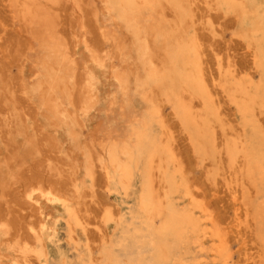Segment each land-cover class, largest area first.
Segmentation results:
<instances>
[{
    "label": "rangeland",
    "instance_id": "1",
    "mask_svg": "<svg viewBox=\"0 0 264 264\" xmlns=\"http://www.w3.org/2000/svg\"><path fill=\"white\" fill-rule=\"evenodd\" d=\"M17 1L21 2V5L18 6ZM17 1L12 3L11 0H0V131L4 128L3 126L8 127L4 129L5 132H12L9 128L16 130L15 125L11 123L13 119L19 123L22 135L25 137L18 136L16 138L15 142L19 141V143L17 142L19 144L18 148L17 143L15 144L12 140L13 137L15 138L14 135L6 133V135L8 134L7 138L11 139L12 137V141H9L7 138H3V136L6 137L5 132H1L2 137L0 133V143L6 139L4 142L8 143L9 141V144L11 142L10 147H13L12 144L16 146V149L12 148L14 150H12L13 154L12 152L8 153V155L12 154L9 157L13 158L8 163V160L5 159L7 155L5 151L8 152L11 149L6 148L7 146L3 148V144L7 145L4 142L0 144V161L2 164L6 162L3 165L0 163V176L3 178L5 173L6 178L3 181L8 179L3 188L4 194H2L3 192L0 194L2 195L0 223L5 225L4 232L0 233V256L2 258H0V264H6L7 262V264H10L16 259L21 264H25L27 262L26 258L19 249L36 246L33 237L35 232L40 234L45 251L49 252L48 254L54 255L59 250L65 254L66 264H83V261L88 262V264H103L100 253L103 244L115 242L121 233V227H124L125 221L131 223L128 218H125V221L123 220L124 223L121 221L123 217H126L127 210L130 207L134 208L137 203L136 195L138 197L137 192L135 193L132 190L128 191L129 195L123 194L120 198L110 192L107 179L98 161V157L103 154L100 147L103 139L125 141L128 136L127 133L131 134V127L138 125L143 119L142 116L149 109L145 98L139 94L142 91L136 85V78L141 72L134 63L137 56L135 53V39L127 30L126 25L117 19L116 14L106 12L102 0H67L66 5V0H64L59 3H64L65 8L63 5L61 7V4L56 5L58 9L53 8L56 9L54 10L56 11L58 25L56 31L66 41V48L67 45L69 48H67V53L70 55H68L69 59L71 57L75 72L77 71L75 75L76 85L73 91L74 99L70 100L71 103H69V99L63 100V105L67 108L64 107L63 109V106L61 108L63 112L65 111L69 115L70 120L68 122L72 121L69 126H74V130L79 132L78 137L75 136L76 140L73 139L74 142L78 141L80 143L77 145V142L76 146L68 136L69 126L61 128L60 125H57L58 129L54 130L49 119L50 129L47 127L48 125L45 126L47 124L45 117L49 113L46 114V110L39 111L37 104L33 103L20 88L23 86L24 80L28 83H31L32 80L35 81V71L32 63L35 62L34 66L36 65L34 59L37 60V54L40 51L37 41L31 34L32 31H30L32 26H26L21 18V9L27 5L37 6L39 0H29L30 2L26 4L24 2L27 0ZM211 1L214 0H187L188 5L190 4V10L193 9L191 12L192 23H190L188 32L192 37L196 34L197 37L195 38L200 42L198 47L200 46L199 50L201 52L199 55H202V59L199 57V61L202 60L200 62L203 65L201 63L199 65L203 77L207 76L209 79L206 84H210V81H212L209 89L213 97V106L209 105V107L214 109V114L212 113L211 117L213 121V129L211 130L214 131L213 138L217 136L215 138V150L212 152L209 149L206 154H199L197 147L195 148L196 145L191 140L190 133L174 116L171 105L160 93L157 92L156 94L155 90L153 92L147 91L148 97L151 98L152 95L151 99L154 100L157 110L159 109L158 116L152 123V131L161 143H165L162 145L168 146V144H171L173 155L176 156V166L174 164L170 165V171L175 176L177 175L175 179L180 187V193L172 197L178 200H173L176 207L180 208H178V211L191 213L192 216L196 215L195 217L201 220L199 227L201 226L202 229H212L211 231L214 233L218 230L220 235L223 234L222 238H219L220 235L216 237L218 240L215 238L210 239V237L208 239L204 238L205 248L210 249L215 242L222 245L221 242L225 243L227 241L226 244L223 243V248H225L223 258L230 259V264H264V243L260 240L258 226L253 217V210L264 199L262 197L264 189L258 194L254 193L256 191L253 187L248 189L247 182H245L246 178L243 176L244 172L241 169L243 163L239 162L241 159L237 160L241 165L237 162L235 167L234 164H229L226 158V153H224L226 152V146L237 141L235 134L237 135L239 132H236L240 131L237 139L245 137L246 132L242 126L241 115L221 88L224 81L223 77L228 74L229 70H233L235 73L237 69V73L241 72V76L249 78L252 75L254 79H251L255 83H260L261 74L254 64L253 48L249 46L253 43L250 39L238 35L240 25L237 16L225 13ZM232 1H236V3L243 2V0ZM46 3L53 5L50 0L39 1L40 5H46ZM212 3L213 7L211 6ZM93 4L95 5L93 6ZM50 5L46 7L50 8ZM53 9L52 12H54ZM18 13L21 21L18 20L20 19ZM169 13L167 26L173 28L176 25L175 20H173L172 12L171 15ZM143 25L146 26L145 23ZM247 27H250V25L247 24ZM25 58H28V62H25ZM21 66L23 67L21 68ZM130 70L132 71L130 72ZM115 72L117 75L124 73L126 75L124 76L128 83H126L124 91L121 90L116 80ZM83 76L86 77V80L89 78L95 84L98 94L97 104L86 115L84 111L82 113L85 108L82 109V104L78 102L80 101L79 93L85 83V77L82 80ZM218 79L222 82L220 83ZM5 98H7L6 100L12 98L14 101L12 99L11 101H5ZM185 98L186 101H192V105H199L196 106L197 108H193L195 114L203 107L202 103L196 98H192L187 94ZM155 99H157V102ZM72 100H75V103ZM193 101L196 103H193ZM72 103L73 107H71ZM163 103L165 104L163 105ZM161 105H163L162 109ZM160 109L163 110V115ZM39 112L43 116H40ZM256 114L262 115L260 119L256 115L257 124L262 130L264 128L262 127L264 125V114L261 112ZM163 118L166 123H164ZM260 124L262 125L260 126ZM189 129L195 132L194 127ZM52 132L55 133L56 137L52 135ZM110 133L111 137L109 138ZM261 133L263 135L264 130ZM246 134H248V137L253 136L250 131ZM10 135L11 137H9ZM26 138L27 141L30 140V144L25 140ZM55 142H57L56 145ZM170 146L168 147L171 150ZM4 149L8 150L4 151ZM64 150L66 155L61 154V151L64 152ZM206 155L210 158L207 159L208 156ZM86 158L91 160L90 167H87V163H85ZM8 164H10L9 167ZM2 166L6 168H2ZM91 172L92 174H90ZM156 182L158 183V179H156ZM2 183L0 182V184ZM244 183L246 184L245 187H243ZM185 186L189 187L190 191ZM163 190L159 187L156 191H158V198L163 195L162 199L159 198V200L164 201L166 190ZM246 191H249L250 194L247 195ZM184 192L186 193L184 194ZM158 193H161V195H158ZM188 193L189 197L185 196ZM132 196L135 197L131 198ZM55 197L64 199L75 210L78 224L72 225L73 233L70 236L68 235L70 231L66 220L67 215L62 204L60 202L52 203L53 199H56ZM195 207L196 209H194ZM110 214L115 222L106 225L105 218ZM246 215L249 217H246ZM120 223L121 226H118ZM155 225L159 227L160 222L156 220ZM192 229L194 230V228ZM213 229H216V231ZM188 237L196 239L194 235ZM15 247L19 248L16 249ZM14 248L15 251H13ZM191 249L193 255H196L197 247L195 248L194 244H191ZM14 254L17 258L14 257ZM206 257L207 264H215L212 255ZM91 259H97V261H91ZM34 261L36 262V259L32 260L31 258L28 263L33 264ZM120 262L121 264H130L126 255L125 257L121 255Z\"/></svg>",
    "mask_w": 264,
    "mask_h": 264
},
{
    "label": "bare ground",
    "instance_id": "2",
    "mask_svg": "<svg viewBox=\"0 0 264 264\" xmlns=\"http://www.w3.org/2000/svg\"><path fill=\"white\" fill-rule=\"evenodd\" d=\"M15 1L17 0H11L12 3ZM39 1L37 2V6L31 7L32 5H27L21 9V18L25 22L26 26H32V30L30 28V31L33 32H31V34L34 36L32 37L37 41V46L40 48V51L37 54V60L34 59L36 61V65L34 66L35 62L32 63L33 70L35 71V81L32 80L31 83H28L25 82L26 80H22L23 86L20 88L33 103L37 104L39 111L46 110L45 113H49L45 117V120H47V124H45V126L48 125L47 127L49 128V119L52 124V129L55 130L58 129L57 125H60L61 128H64L65 126L68 127L72 122H68L70 117L65 111L63 112L61 108L62 106L63 109L64 107L67 108V106L63 105V100L69 99V103H71L70 100L74 99L73 91L75 90V75L77 71L75 72V67L71 61V57L69 59L70 55L67 53L69 48L68 45V49L66 48V41H64L56 31L58 25L56 21V11L54 10L58 9L56 5L58 6L61 4L59 2L64 0H50L52 1L53 5L49 4L51 2L48 4L46 3V5H40ZM27 2L30 1L27 0L24 3L26 4ZM102 2L105 6L106 12L113 15L116 14L117 19L126 25L127 30L133 35L135 39V53L137 56L134 59V63L141 72L139 73L138 71L139 75H136V85L139 87V90L142 91V93H139L140 96L145 98V101L148 103L149 107L147 113L142 116L143 119L141 118V122H139L138 125L131 127V134L127 133L128 136L125 141L118 139L109 141V139L106 138L103 139L100 144L103 154L98 157V161L107 179V185L110 192L114 193L119 198L123 194H128V191L131 190L135 193L137 192L138 194V197L136 195V205L134 208L130 207L127 210L125 214L126 217H123L121 221L124 223L123 220L125 221V218H128L131 223L125 221L124 227H121V233L115 242L107 243L104 241L106 243L103 244L100 252L102 256V263L121 264V255L124 257L126 255L130 264H207L208 260L206 256L212 255L214 258L213 262L215 264H230V259L228 260L227 257L223 258L225 249L223 248L224 242H221L222 245L215 242L211 248L209 247L210 249H207L204 246L205 242L203 239H208V237H210V239H217L216 237L220 235L219 231L217 230L218 233H214L211 231L212 229L204 230L201 228V226L199 227L201 220L200 218L195 217L196 215L192 216L190 215L191 213L188 214L186 212L182 213L181 211H178L179 207L177 208L176 204H174L175 201L173 202V200L177 199H173L172 197L180 193V187L175 179L177 175L175 176L170 171V165H175L177 162L175 158L176 156L174 157L173 155L174 153L173 148L170 146L171 144H168L167 142L168 146L171 148L170 150L168 146L162 145L164 142L161 143L152 131V123L158 116L159 109L157 110V107H155L156 104H154V100L151 99L152 95L151 98L148 97L149 94L147 91L153 92V90H155L156 94L157 92L160 93V95L165 98L167 103L171 105L174 116L179 119L185 129L190 133L191 140L193 144L196 145L195 148L197 147L198 153L206 154L209 149L212 152L215 150V138H217V136L213 138L214 131L211 130L213 129V121L211 117L212 113L214 114V109L209 107V105L213 106V97L209 89V85L212 84V81H210V84H206V82H209V79L207 76L203 77L199 65V63H201L200 61H202H199V57L202 59V55H199L201 52V50H199L200 46L198 47L200 42H198L199 40L195 38L197 37L196 34L194 37H192L188 32L190 23H192L191 12L193 9L191 8L192 11L190 10V4L188 5L187 0H102ZM211 2H213L218 8L222 9L225 13L234 14L237 16L240 25L238 35L244 37L245 39H250V41L253 43L249 46L253 48L254 64L256 69L261 74L260 83H255L252 81V79H254L252 75H250L252 78L251 79L247 76H241V72H236L237 69L235 70V73L233 70H229L228 74L223 77L224 81L221 85V88L228 95L237 112L241 115L242 126L244 127L243 129H245L246 133H249L250 131L253 135L252 137H248V134L245 133V137H240V139H237L238 134H240V131H237L236 133L239 132L237 135L235 134L237 141L232 143V145H227L226 152L224 153H226V158L229 161V164H234L235 167V163L238 162L237 160L241 159L239 162L243 163L241 169L243 170L242 172H244L243 176L246 178L245 182H247V187L248 189L253 187L257 192L254 193L258 194L264 189V134L262 135L261 133L264 128L261 130L256 121V113L261 112L264 114V1L243 0L242 3H236V1L234 2L232 0H214ZM17 3L19 6L21 2L19 3L17 1ZM63 4H61V7ZM66 4L67 0L65 2V5ZM76 4L78 5V3ZM48 5H50V8H48ZM94 5L95 4H93V6ZM51 7L52 9L54 7L56 8L53 9L54 12H52ZM63 7L65 8L64 5ZM18 11L20 13V9ZM171 12L173 14V20H175L176 24L173 28L167 26L169 18L168 13L171 15ZM21 18L18 20L21 21ZM95 22L97 23L96 20ZM143 23H145L146 26H144ZM247 24H249L250 27H247ZM96 28H98V26H96ZM116 41L118 42L119 40ZM30 49L32 50V47ZM25 59V62H28V58ZM100 64L102 65L103 63L101 62ZM201 65H203V63H201ZM22 67L23 66H21V68ZM131 71L132 70H130V72ZM115 74V76H117L116 80L118 81L121 90L124 91L126 89V83H128L125 78V73L117 75L115 72ZM249 74L251 73L249 72ZM84 77L85 76H83L82 80ZM204 78H206L208 81H205ZM218 80L220 83L222 82L220 79ZM82 87L83 89L79 93L80 101L78 102L82 104V109L85 108L82 110V113L84 111V114L86 115V113L97 104L98 94L97 90L95 89V84L91 82L89 78L86 80L85 77V83L82 85ZM186 94L190 95L192 98H196L202 103L203 107L196 114L193 112V108H197L196 106L198 104L194 106L192 105V101H186ZM164 98L161 99L163 100ZM6 99L7 98H5V101H11L12 98L10 100ZM188 99L190 100L189 97ZM74 101L75 100H72V102ZM155 101L157 102V99H155ZM194 102L195 101H193V103ZM164 104L165 103H163V105ZM163 105H161V109ZM73 106L74 105L72 103L71 107ZM11 108H13V106H11ZM161 112L159 113L160 115ZM112 113H114V111H112ZM16 114L18 115L17 112ZM40 116H43V114L41 113ZM257 117L260 119V117L262 118V115H257ZM71 120L73 119L71 118ZM163 121L166 123L164 118ZM11 123L15 125L16 130L13 128V131L12 128H9L12 132H7L8 134L10 133L11 135L15 136L13 139L11 135L9 137H11V139L16 144L17 142L19 143V141L15 142L16 138L18 136L24 137V135H22V129L19 127L18 122L12 119ZM262 124H260V126ZM76 126L80 127L79 125ZM3 127H1L3 129L0 131V133H4V129L8 128L6 126ZM73 127L74 126L71 125L69 126L68 136H70L72 140H76L75 136H77L79 132L74 130ZM191 127L195 128V132H192L189 129ZM262 127H264V125ZM166 131L168 132L167 129ZM7 132H5V135ZM53 132L52 135L55 136V133ZM2 133L1 137L3 135ZM8 134L6 137L3 136V138H7ZM110 137L111 133L109 138ZM7 139L12 141L10 138ZM4 140H2L1 143H3ZM25 140L27 141V138ZM74 140L72 142H74ZM9 141L8 143L4 142L7 145L3 144V148L7 146L6 148H10L11 151L4 149V151L8 150V152L5 151L7 155L4 153L6 158L2 155L8 160V163L11 162L10 159H13L9 157L14 153L12 150L14 148L16 149L15 144H12L13 147L9 146L11 144V142L9 144ZM29 141L30 140L27 142L30 144ZM77 142L78 141L74 142V145H76ZM18 143L17 145L19 148ZM56 144L57 142H55V145ZM78 144L80 143L78 142L77 145ZM23 149L26 148L23 147ZM9 152H12V154L8 155ZM63 153L66 155L65 150L64 152L61 151V154ZM89 158H86L85 160L87 167L91 166V160ZM209 158L210 157L208 156L207 159ZM239 162L238 164H240ZM9 165L10 164H8V167ZM4 167L2 166V168ZM90 174H92V172ZM88 176L91 177L90 175ZM0 178L2 179L0 182H4L0 184V194L2 192V194H4L5 191L3 188L5 187L4 185L8 179L3 181L6 178L5 173L3 174V178L1 176ZM156 179H158V183L156 182ZM246 184L244 183L243 187H245ZM157 186L158 188L160 187L166 190L165 196L163 198L164 201L159 200V198L163 196L161 195V193H163L162 191L161 193H158V195L160 194L161 196L159 198L157 196ZM186 188L189 189V187ZM245 190L247 189L245 188ZM186 192H184V194ZM246 193L248 195L249 191H246ZM188 195L189 193L185 196ZM133 197L135 196H132L131 198ZM262 197L264 198V194ZM1 198L2 195H0V201ZM55 202H60L62 204L65 214L67 215L66 220L68 230L70 231L68 235L70 236L73 233L72 225L75 226L78 224L75 216V210L64 199H53L52 203ZM194 209H196V207ZM249 211L250 209L248 212ZM248 215H246V217ZM253 217L258 226L260 240L262 243H264V199L260 201V203L253 210ZM156 220L160 222L159 227H156L155 225ZM112 222L115 221L113 216L110 214L105 218V223L108 225L110 223L113 224ZM118 226H121V223ZM4 228L5 225H1L0 223V233L4 232ZM192 228H194V230ZM214 231H216V229ZM33 235L36 246L33 248L24 247L19 249V251L26 258L27 262H25V264H32L31 262L33 261L28 263L31 258L32 260L36 259V262L34 261L35 263L33 264H66V256L61 250L58 252L56 251L54 255L48 254L49 252L47 253L45 251L40 234L35 232ZM189 235L196 236V239L194 240L193 237H188ZM222 235L223 234L221 233L219 238H222ZM72 238H74V236H72ZM226 242L227 241H225L224 244H226ZM191 244H194L195 248L197 247L196 255H193ZM15 248L17 249L19 247ZM15 248L13 251H15ZM16 260L10 264H21L18 260ZM53 260L55 261L53 262ZM93 260L94 259H91V261ZM94 261H97V259ZM83 264H88V262L83 261Z\"/></svg>",
    "mask_w": 264,
    "mask_h": 264
}]
</instances>
